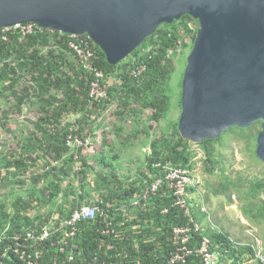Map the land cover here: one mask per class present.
<instances>
[{
	"label": "trees",
	"instance_id": "1",
	"mask_svg": "<svg viewBox=\"0 0 264 264\" xmlns=\"http://www.w3.org/2000/svg\"><path fill=\"white\" fill-rule=\"evenodd\" d=\"M191 21H194V18L186 15L172 24L161 25L128 58L116 65L109 64L105 54L98 46H95L98 55L96 64L99 69L104 71L107 80L114 77L120 82L117 87L110 85L105 99L92 103L89 99L88 83L94 74L77 64L75 58L67 57L68 53L73 54L68 46L69 37L67 34L56 39V35L54 37L47 30L35 32L26 37L10 33L8 40L0 38V83L4 85L0 88V95L9 90V94L14 98L9 104L12 111H21L25 103L28 101L34 103L33 100L36 99L41 106V114L34 124L41 135L38 138L37 149L44 153H51L54 160H59L62 157L63 150L69 147V139H74L76 136L82 137L86 129L84 123L89 121L95 112H98V116L101 115L109 104L116 102L117 99L118 108L121 109L117 111V115L121 121L126 120V111H131L132 114L140 116L142 109L151 108L152 110L151 128L157 133L151 142L150 152H148L144 164L147 168L145 175L149 177L147 182H152L153 175L162 174V166H156V163L163 165L166 162H172L177 166L192 168L194 156L191 149L192 142L181 136L178 129L179 119L173 122L170 130L161 126V121L167 117L170 109L169 81L174 73L172 52L181 44L185 34L192 32L189 26ZM196 23V34L192 38V46L199 27L198 22ZM141 64H145L146 69L136 76L132 75V71ZM28 77L27 85L18 90L20 81L25 79L27 82ZM2 87L7 89L2 90ZM73 110L79 112L81 118L77 121L76 129H66L62 122L63 117ZM3 112L2 116L5 118L4 123H6L9 119V111L4 110ZM90 128L92 129L93 126L91 125ZM234 128L237 127L231 128L230 131ZM119 130L121 131L122 127H119ZM240 130L244 132L246 129ZM145 131L147 130L145 129ZM223 144L224 134L217 139H206L199 144L206 157L207 172L211 173L215 169L218 163L217 156L220 153L219 148ZM79 153L80 151L75 149L70 155V159H74L75 155ZM96 158L97 162L94 165L82 160L83 165L89 170L104 169L107 175L103 176L102 179L109 190L113 191L111 177L120 183L116 172L117 166L114 163L118 155L107 156V154H103L101 156L96 155ZM37 159V156H33V150H26L20 156L14 157L9 162V166H14L21 174H25L28 160H32L30 167H35ZM53 169L56 170L57 168ZM84 179H87L86 173ZM35 180L38 182L39 177H35ZM48 183L46 187L28 189L27 192L28 195H31V199L38 192H42L44 195L51 193L50 197L56 198L61 190L59 181L56 182L54 178L49 177ZM129 184V187L120 197L124 200L131 199L136 192L142 189L135 182ZM85 189L90 194V187L85 186ZM253 189H264V181L254 184ZM31 202L32 200L26 201L20 196L13 203L14 214L8 212L5 203L0 204V234L8 228L6 239L0 241L1 264H22L12 251H8L5 255L4 253L8 244L12 243L10 237L16 231L23 232L25 228L30 226L28 217H25L23 222L21 211L29 209ZM108 202L114 201L109 196L102 194L98 203L102 209L115 218L117 235L102 233L105 222L100 215L97 216L96 220L80 223V232L76 239L78 245L77 259L86 261L97 253L100 260L106 261L108 264H168V257L173 250L169 239L172 228L184 225L187 220L184 213L173 205V197L169 190L163 187L156 195H152L148 209L138 213L140 219L154 220L153 224L156 231L153 230L152 233H157L158 242L145 241L143 237L138 240L139 244L136 245L135 232L129 229L126 233L123 232L124 228L119 226V222L123 220L121 211L116 210V205L115 207L109 206ZM164 210L166 211L163 212ZM244 210L249 217L264 221V200L261 201V205L256 208L254 213L250 214L247 208ZM193 215L199 222H202L206 216L195 208ZM8 223H12V225ZM204 233L211 238L214 248L221 255V259L235 258L233 264H236V253L254 254L249 245H241L232 240L229 234L219 229L209 227ZM71 244L72 240H69L67 242L68 248ZM57 253L55 248L50 247V252L46 253V256ZM187 264H199V262L195 256H192L188 259Z\"/></svg>",
	"mask_w": 264,
	"mask_h": 264
},
{
	"label": "rangeland",
	"instance_id": "2",
	"mask_svg": "<svg viewBox=\"0 0 264 264\" xmlns=\"http://www.w3.org/2000/svg\"><path fill=\"white\" fill-rule=\"evenodd\" d=\"M189 26L192 32L186 33L181 44L172 52L174 73L169 81L170 109L167 117L161 121L162 128L166 130H170L173 122L177 121L181 115L183 75L187 57L193 48L192 38L196 34L197 23L191 21ZM67 57L74 59L73 54L68 53ZM107 82L117 87L120 81L112 77ZM24 85H27V82L22 79L18 90ZM1 86H4L3 83H0V88ZM4 89L7 88L2 87V90ZM13 100L9 90L0 95V204L5 203L7 209H12V202L20 196L29 199L28 189L48 186L49 176L47 172L54 173L57 170V174L63 179V184H67V193L75 192L76 195L72 200L79 202L85 198L84 194L79 193L82 190L79 188V184L83 183V186L90 187V195L95 199L100 198L97 190L106 192V196L114 201L111 203H115L116 210L119 211H121L119 209L120 204H124L127 208L129 206L128 202L120 197L129 187L130 182H135L138 187H142L140 191L147 187L149 177L145 175L147 168L144 164L147 154L150 152L151 142L157 133L151 128V108L142 109L140 116L132 114L131 111H126V120L121 121L117 115V111L121 109L118 108V100L116 99V102L109 104L101 115L98 116V112H95L89 121L84 123L86 129L82 135L83 138L78 136L79 140H84V143L75 146L74 142H71L69 147L63 150L62 153L69 155L66 162L62 160L55 162L53 158L50 159L45 156L42 158L41 155H38L39 159H37L35 167H30L32 160H28L27 173L21 174L14 166H9V162L26 150H33V154L35 152L41 153L37 149L40 132L34 126L41 114V106L34 99V103L30 101L25 103L21 111H12L9 104ZM4 110L9 111V119L6 123H4L5 118L2 116ZM80 118L81 114L73 110L65 114L62 122L66 129H76L77 121ZM91 125L93 126L92 129L90 128ZM119 127H122L121 131ZM240 129L242 128H234L224 134V144L219 148L220 153L217 156L218 163L211 173L207 172L206 157L202 147L199 144L191 143V149L194 152L191 169L202 182L198 191L192 193L191 201L196 205H205L210 213V219L207 218L205 221L206 228L209 226L219 229L229 234L232 240L240 244L254 243L255 239H258L264 247V221L249 217L244 210L247 208L252 214L264 200V189H253L254 184L264 181V162L256 155L257 137L261 131V122L254 123L244 132ZM75 149H78L80 153L75 155L74 159H70V155ZM103 154H107V156L118 155L114 163L117 166L120 183L111 177L113 191L109 190L102 179L103 176L107 175L106 171L97 168L103 172L101 177L97 175L96 170H89L83 165L82 160L94 165L97 162L96 155L101 156ZM82 172L86 173V180L83 179L84 173ZM35 177H39L38 182ZM84 190L86 191L85 188ZM34 195L36 198L41 197L44 202L49 199L48 195H44L42 192ZM112 205L115 207L114 204ZM51 208L49 203L45 206L42 205L41 208L38 207L34 210V215L37 216V212L41 209L42 213L38 216L41 222H44L51 217L49 213ZM29 212L33 214L32 210ZM133 215L135 214L130 211L123 220L129 219V223H131L136 220H130ZM250 259L252 258H247V261H251ZM221 261V264H233L230 259H221ZM249 264L259 263L254 260Z\"/></svg>",
	"mask_w": 264,
	"mask_h": 264
},
{
	"label": "water",
	"instance_id": "3",
	"mask_svg": "<svg viewBox=\"0 0 264 264\" xmlns=\"http://www.w3.org/2000/svg\"><path fill=\"white\" fill-rule=\"evenodd\" d=\"M186 15L199 27L182 82L181 136L200 144L259 121L264 162V0H0V29L33 22L87 34L112 65Z\"/></svg>",
	"mask_w": 264,
	"mask_h": 264
},
{
	"label": "built area",
	"instance_id": "4",
	"mask_svg": "<svg viewBox=\"0 0 264 264\" xmlns=\"http://www.w3.org/2000/svg\"><path fill=\"white\" fill-rule=\"evenodd\" d=\"M0 38L8 40L10 33L18 34L21 37L32 35L35 32L47 30L56 39H60L64 32L54 29L39 27L33 22L18 23L0 29ZM58 33V34H57ZM69 37L68 46L71 49L75 62L86 70L93 72L94 77L89 81L90 102L101 101L108 95V84L103 70L96 64L98 60L96 45L87 35L67 34ZM146 69L145 64H141L132 71V75H138ZM29 77L27 78L28 83ZM74 142L75 146L83 144L84 140L74 137L69 139L68 144ZM162 166V174L156 176L149 187L138 194L131 201L133 208H148V201L152 195H156L163 187H166L173 197V205L178 207L186 217V223L181 226H174L170 236L172 252L168 257V264H187L188 259L195 256L199 264H219L221 262L220 253L214 248L210 237L205 235L202 224L193 215L195 205L192 203V193L197 192L202 182L199 176L188 166L175 165L166 162ZM99 199L90 201L73 209L67 216L61 218L59 214H52L51 217L39 227H27L19 230L11 236L12 243L5 249L4 255L12 251L19 258L22 264H108L100 260L96 253L91 259L79 261L77 259L76 239L80 232V223L88 220H96L100 215L104 218L105 227L103 234L117 235L115 218L99 205ZM203 205V204H202ZM206 211V207L202 206ZM164 210L163 212H165ZM12 227V226H10ZM8 228L0 234V241L6 239ZM72 240V244L67 246V242ZM249 245L254 254L236 253V264H248L247 258L256 260L259 264H264V247L258 239L254 243H243ZM50 247L55 248L58 253L46 256L50 252ZM235 262V258H230ZM251 260V259H250Z\"/></svg>",
	"mask_w": 264,
	"mask_h": 264
},
{
	"label": "crops",
	"instance_id": "5",
	"mask_svg": "<svg viewBox=\"0 0 264 264\" xmlns=\"http://www.w3.org/2000/svg\"><path fill=\"white\" fill-rule=\"evenodd\" d=\"M39 134V133H38ZM41 136V135H40ZM39 138V137H38ZM25 145V144H24ZM18 146V145H17ZM33 155H36L37 156V158L39 159V156L38 155H41L42 156V158H44V156L47 158V157H49L50 159H52L53 157H52V155H51V153H48V152H41L40 154H38V152H35ZM78 155V154H77ZM35 156V157H36ZM69 157V155L67 156V153H62V157L59 159V160H55V162H58V161H60V160H62L63 162H66L68 159H66V158H68ZM63 162H61V163H63ZM61 170H63V168H61ZM60 170V171H61ZM104 170V169H103ZM105 171V170H104ZM57 172H58V170L56 171V172H54V173H51L50 172V175H48L49 177L50 176H52V178H54V180L57 182V181H59V183H60V193L58 194V196L56 197V198H51L50 196H51V193L48 195V200L46 201V202H44V200H42V198L41 197H34L33 196V198L31 199V195H28L29 196V199H24L23 198V196H21L24 200H26V201H29V200H32V202L30 203V205H31V207L29 208V209H27V210H22L21 211V213H22V220H23V222H24V218L25 217H28L29 219H30V226L29 227H39V226H42L47 220H48V218H47V220L46 221H44V222H41V220H40V218H39V216H38V214H41L42 212H41V209L37 212V216L36 215H34V210L36 209V208H41V206L42 205H47L48 203H49V205H51L52 206V208L50 209V216L52 215V214H54V213H56V214H59L60 216H61V218H64L65 216H67L73 209H75L76 207H78V206H81V205H84V204H87V203H89L90 201H93V200H95V198L94 197H91V195L90 194H88L85 190H84V188H85V186H83V183L82 184H79V188L80 189H82L79 193H82V194H84L85 195V198H83L82 200H80L79 202H76V200H72V198L76 195L75 194V192H73V191H71L70 193H67V191H66V186H67V184L66 185H64L63 184V179L61 178V177H59V175L57 174ZM96 172H97V175L98 176H101L102 177V174H103V172H100L98 169H96ZM116 172H117V170H116ZM141 172V171H140ZM27 173V172H26ZM25 173V174H26ZM82 173H84V172H82ZM47 174H49L48 172H47ZM85 174V173H84ZM88 175V174H87ZM84 176V175H83ZM157 175H153L152 177H153V180L155 179V177H156ZM84 179V178H83ZM152 180V181H153ZM135 181V180H134ZM151 184V182L149 183V182H147V187H149V185ZM62 185H63V188H62ZM84 187V188H83ZM146 187V188H147ZM145 188V189H146ZM74 190V189H73ZM144 191V189L142 190V191H139V192H136L135 193V195L131 198V199H127L126 201L128 202V204H129V206H128V208L127 207H125V205L124 204H120L121 206H120V210H121V215H122V217L123 218H125V216H126V214H129V212L130 211H132L135 215H133L132 216V218H130V220L132 219H136V220H133L131 223H129V219L127 220V221H125V220H122V221H120L119 222V226H120V228H124V230H123V232H125L126 233V231L129 229V230H131L132 232H135V237H134V240H136V245L137 244H139V239H141V238H143L144 237V239H145V241H150V240H152V241H157V233H152V231L153 230H155L156 231V229H154V224H153V222H154V220L153 219H145V220H143V219H140L139 217H137V214L141 211V210H144V209H142V208H133L132 206H131V201H132V199H134L138 194H140V193H142ZM97 194L101 197V195L102 194H104V195H106V192H104V191H101V190H97ZM63 197V198H62ZM151 198V197H150ZM19 199V197L16 199V200H18ZM15 200V201H16ZM71 202H70V201ZM150 200V199H149ZM15 201H13L12 202V206H13V203L15 202ZM34 203V204H33ZM33 204V205H32ZM109 206H111L112 204H114V205H116L115 203H111V202H108L107 203ZM148 204H149V201H148ZM195 205V210H200V212L201 213H204L206 216H205V219L202 221V222H200L201 224H202V226H203V228H204V232L207 230V228H206V224H205V221H206V219L207 218H209L210 219V213L208 212V210H207V208H206V211H204V210H202V206H205V205H202V204H200V205H196V204H194ZM113 206V205H112ZM206 207V206H205ZM148 209V208H147ZM146 209V210H147ZM12 210V211H11ZM33 211V214L32 213H30L29 211ZM129 211V212H128ZM8 212L9 213H11V214H14L15 213V208H14V206H13V208L12 209H8ZM27 212H29V213H27ZM49 216V217H50ZM143 220V221H142ZM8 224H10V225H12V223H8ZM208 228H209V226H208ZM212 228V227H211ZM212 229H216V228H212ZM154 231V232H155ZM141 234V235H140ZM158 242V241H157ZM254 260L253 259H251V261H250V263H252ZM222 262V261H221ZM221 262L219 263V264H221ZM1 264V263H0ZM249 264V263H248Z\"/></svg>",
	"mask_w": 264,
	"mask_h": 264
},
{
	"label": "flooded vegetation",
	"instance_id": "6",
	"mask_svg": "<svg viewBox=\"0 0 264 264\" xmlns=\"http://www.w3.org/2000/svg\"><path fill=\"white\" fill-rule=\"evenodd\" d=\"M195 22H197V20L194 19Z\"/></svg>",
	"mask_w": 264,
	"mask_h": 264
}]
</instances>
